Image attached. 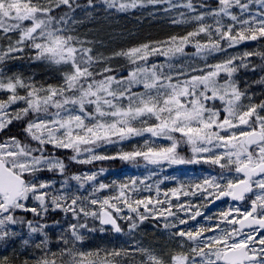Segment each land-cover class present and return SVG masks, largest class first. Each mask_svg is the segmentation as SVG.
Instances as JSON below:
<instances>
[{
  "label": "snow or ice",
  "instance_id": "snow-or-ice-1",
  "mask_svg": "<svg viewBox=\"0 0 264 264\" xmlns=\"http://www.w3.org/2000/svg\"><path fill=\"white\" fill-rule=\"evenodd\" d=\"M99 2L105 10L120 12L138 3L144 6V0ZM147 4H167L165 12L183 7L196 13L189 18L195 26L184 35L105 56L93 54L89 45L94 41L74 34L75 25L83 23L75 16L77 10L90 15L97 0L84 5L79 0H0V65L22 59L28 51L31 61L45 64L60 77L56 83H37L32 76L8 75L0 67V133L19 125L23 134V139L12 135L0 140V247L17 240L24 250L33 247L35 251L23 264H122L120 258L135 254L143 257L140 264H264V100L255 102L234 78L240 68L255 71L249 58L258 56L264 61V52L229 55L190 71L182 66L176 72L164 71L176 67L169 61L188 55L185 49L190 45L207 61L242 42L264 39V0H217L215 6L201 3L202 12L192 0H147ZM209 18L213 23H208ZM224 18L231 22L225 23ZM153 56L164 57L166 63H150ZM116 57L127 60L126 75H117L112 68L110 61ZM260 67L264 70V64ZM256 83L264 84V77ZM145 134L152 139H145L136 150L111 156L96 151ZM160 139L169 143L158 145ZM182 144L188 146L191 157L178 151ZM58 150L70 153L67 162L57 155ZM138 158L160 172L165 165L200 162L221 172L196 182H180L164 192L163 200L159 185L174 179L167 175L156 181V197L144 198L135 195L141 191L136 180L97 183L103 169L69 175L71 164L114 159L135 162ZM145 188L151 192L152 185ZM109 189L108 195H101ZM181 196H198L201 203L181 201ZM224 197L247 198L250 207L205 216L209 223L195 230L178 227L176 221L188 223L180 212L196 220L204 215L201 208ZM54 212L68 220L56 239L55 251L50 247L47 223ZM150 218L163 219L166 230L176 229L169 236L179 251L173 250L166 258L152 247L134 244L130 249L103 250L101 257L100 249L93 253L77 247L86 239L83 230L97 231L89 220L98 222L100 233L110 226L117 234L124 231L118 221H128L131 234L137 221ZM169 218L174 220L169 222ZM0 264L11 261L3 256Z\"/></svg>",
  "mask_w": 264,
  "mask_h": 264
},
{
  "label": "trees",
  "instance_id": "trees-1",
  "mask_svg": "<svg viewBox=\"0 0 264 264\" xmlns=\"http://www.w3.org/2000/svg\"><path fill=\"white\" fill-rule=\"evenodd\" d=\"M87 0H79V3L82 5L86 4ZM187 0H173V3H186ZM217 0H192V3L197 6L199 12L205 11L203 8H199L201 3L207 4L209 6H215ZM169 7L167 4L160 5H149L147 0H144V6H138L136 8H130L127 11H117L116 9H107L105 10L102 3L97 0V7L93 10H90L91 14L86 15L83 10L78 9L75 15H77L78 20H82L83 23L75 25L77 31L74 33L82 37L86 36L87 39L94 41L95 43L89 45L94 49L95 54H104L105 56H111L112 53L120 50H127L134 46H139L145 43H151L155 41L166 40L171 35H184L187 31H190L195 26V23L192 22L189 18L196 13L188 12L187 9L183 7L173 8L169 12H165L164 8ZM253 10L255 6L253 5ZM238 12V9H234ZM184 12L186 15L181 17L180 13ZM173 19H182L185 20L184 23L174 24L172 23ZM225 23H230L231 21L228 18H224ZM208 23H213L209 18ZM199 39H205L201 36ZM6 43V42H5ZM240 47V46H239ZM247 50L250 52L260 51L264 52V39H259L257 41H249L247 45ZM233 48V47H232ZM231 49V48H227ZM186 50V49H185ZM30 52L26 51L23 54L22 59L9 60L3 67L4 71L8 75L13 73H23L26 77H34L37 83L46 82V83H56L60 77L58 73L48 66L40 62H33L29 59ZM228 54L216 53L207 58V61L204 59H195L197 65L204 66L206 62L216 63L225 59ZM160 57L153 56L150 57V63L157 61ZM251 66H255V71L240 68L235 74L234 78L238 83V86L241 90H247L248 95L252 99L259 103L261 100H264V84L256 83L261 77H264V70L261 69L260 65L264 64V61L258 56H252L249 58ZM237 63V62H236ZM110 64L113 69L116 70L117 75H126L128 69V62L123 57H116L110 61ZM239 64V62H238ZM195 66V67H196ZM11 130H5L0 135V140L5 139L7 136H18L20 139H23V134L20 130V126H10ZM142 137L138 138V147L143 146ZM165 145L167 143H164ZM158 144V145H164ZM126 143L122 144L120 147H109L106 150L98 151L101 154L107 155H116L119 152H128L136 150L137 147H126ZM178 151L189 157L188 147H181ZM57 155H60L67 162V156L69 153L58 150ZM137 162H141V166L130 167L132 164L131 161H123L120 159L114 160H105V161H95L92 164L87 165H78L71 164L69 175L73 173H83V170H88V172H99L101 169L104 170L103 175L98 177L97 183L103 182L105 184L111 185L113 181L117 183H129L131 184L132 180H136L137 183L140 180L148 179V170L147 164L143 159H137ZM152 173V171H151ZM170 174V177L174 176L173 173ZM167 174V176H169ZM46 178H54L51 173L42 174ZM159 176V177H158ZM156 177L160 178L158 175ZM186 176V175H180ZM205 176L203 173L199 176V180H202ZM73 185L75 182H71ZM146 183L142 184L145 185ZM163 191L166 189H171L177 187L174 182H169L166 187V180L160 185V190ZM90 189V185L86 186ZM112 190H106L101 195H108ZM153 192H147L141 189L135 193L140 198L152 196ZM201 203L200 198L198 205ZM205 208H201L204 210ZM29 218V214H28ZM32 217H30L31 219ZM55 221H59V225L55 224ZM74 222V221H73ZM47 223L50 225L49 236H50V247L55 251L57 250L56 239L59 236L62 229L67 227L68 220L65 218L63 213L54 212L50 213L47 217ZM89 224L98 226V222L88 221ZM84 231V230H83ZM81 250L83 249L81 243L77 245ZM35 249L33 247H28L26 250L21 248L19 241L16 243H10L7 247H0V257L7 256L11 261V264H23L24 259L29 258L30 254L33 253ZM94 259V258H93ZM122 264H130L129 259H122Z\"/></svg>",
  "mask_w": 264,
  "mask_h": 264
},
{
  "label": "rangeland",
  "instance_id": "rangeland-1",
  "mask_svg": "<svg viewBox=\"0 0 264 264\" xmlns=\"http://www.w3.org/2000/svg\"><path fill=\"white\" fill-rule=\"evenodd\" d=\"M75 16L77 17V15H75ZM243 45H246V44L240 43V44L236 45L235 47L228 49L226 51V53L228 54V56L229 55L242 56L243 53L247 51L245 49V46H243ZM185 51H186V53H188V55L179 56L176 59L169 61V63H172L176 67H174L172 69L165 67L164 71L165 72H169V71L176 72V71L180 70L181 66L190 71V69L193 65L192 60L195 61V59H197V58L202 60L200 55L195 54V48L193 46H191V45L188 46ZM157 61L159 62V64L166 63L164 57H160ZM236 62H237L236 64H238V62L240 63L239 60H237ZM247 102L248 101L245 100V103H247ZM217 103H219V102H217ZM0 135H1V133H0ZM138 138L139 137H133L132 139L125 140L123 142L103 145V146L97 148L96 151L97 152L103 151L109 147H114V146L120 147L124 143L127 144L126 147H138ZM142 139L143 140H145V139L151 140L152 138L150 136H148L147 134H145V136H143ZM156 141L158 142V141H165V140L160 139V140H156ZM166 142H168V141H166ZM181 147H188V146H184L182 144V145H180L179 148H181ZM188 150L191 153L189 148H188ZM139 163H141V162H139ZM137 164H138V162L135 161V162H132V164H130V165H131V167L132 166L137 167ZM195 165L198 167H201V168H206L208 176L209 175H218L221 172V169H219L218 167L213 166L211 164L204 163V162L195 163ZM180 167H181V165H173V166L165 165L164 166V168H165L164 172L165 173L168 171L177 172L180 169ZM155 168H156V166L150 165V170H153V169L155 170ZM147 177H150V178H148V180L144 179L143 181H144V183L148 182V184H145V185H152V189H153V191H155V192H153L152 197H156V195H157L156 181L158 179L156 177H153V175H151V174H149V176H147ZM163 177L164 176L161 174V177L159 179H162ZM187 177L194 179L193 175H187ZM145 185L142 186V184L139 183V184H137V187L139 189H143L144 191H147L145 188ZM159 197H161V199L163 200L165 198L164 192H160ZM183 198H185V197L181 196V201H183L182 200ZM186 198H189V197H186ZM189 201L192 202V199ZM172 203L176 204L177 201L173 198ZM192 203L198 205L197 201L192 202ZM248 206H250L249 200H247L246 206H244V207H241V205L235 206V205L229 204V206L225 207V211H228L229 209H240L241 211H243L244 209H246L245 207H248ZM211 207H212V204H210L205 210H201L204 213V215L197 217L196 220H191L188 218V216L185 213L180 212L179 215L182 218L188 220V223L184 224V225H180L178 223V221H176L178 227L182 228V229L195 230L196 228L200 227L201 225H207L209 223V221H207L205 219V216H212L211 212H208V209H210ZM140 211L143 212V208H141ZM173 211H176V209L174 208ZM234 215H235V213H234ZM29 217H31V214H29ZM172 220H174V218H169V222H172ZM119 221H120L121 225L124 227L123 233H120V234H112L111 230H108L104 233H100L98 229L96 232H92V233L85 231L86 239L82 243H85L86 252L93 250V249H95V250L100 249L104 253L103 250H111L114 247L115 248L123 247V248H129L130 249L131 246L134 244H138L141 247H152L156 250V252L158 254L164 253L166 255V258H167V254H170L173 250L179 251L178 245H176L169 236V232L170 231H176V229H170V230L164 229V227H163L164 220L163 219H151L150 218V219L143 221V223H140L139 221H137L138 227L131 234H128V223L129 222L124 221V220H119ZM147 221H149V222L147 223ZM214 222L215 221H213V223ZM110 240H113L114 242H112ZM91 258H93V257H90V259ZM142 259H143V257L141 255L135 254L134 260H136V262L139 260H142Z\"/></svg>",
  "mask_w": 264,
  "mask_h": 264
},
{
  "label": "water",
  "instance_id": "water-1",
  "mask_svg": "<svg viewBox=\"0 0 264 264\" xmlns=\"http://www.w3.org/2000/svg\"><path fill=\"white\" fill-rule=\"evenodd\" d=\"M248 195V194H247ZM226 198H229V199H231L230 197H224V198H222V199H220V200H217V201H222V200H225ZM233 201V200H232ZM235 202H239V201H235Z\"/></svg>",
  "mask_w": 264,
  "mask_h": 264
}]
</instances>
